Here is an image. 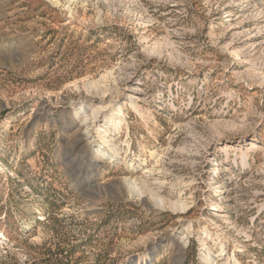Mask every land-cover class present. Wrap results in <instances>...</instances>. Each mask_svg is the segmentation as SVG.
I'll return each mask as SVG.
<instances>
[{"label":"rangeland","instance_id":"374dc122","mask_svg":"<svg viewBox=\"0 0 264 264\" xmlns=\"http://www.w3.org/2000/svg\"><path fill=\"white\" fill-rule=\"evenodd\" d=\"M0 264H264V0H0Z\"/></svg>","mask_w":264,"mask_h":264},{"label":"bare ground","instance_id":"6f19581e","mask_svg":"<svg viewBox=\"0 0 264 264\" xmlns=\"http://www.w3.org/2000/svg\"><path fill=\"white\" fill-rule=\"evenodd\" d=\"M110 107H111V104H108V105L107 104H102L99 108L100 109H108ZM115 112L116 113L112 114L111 116H109L107 118V124H109L111 126H114V127H117V128H121L122 123H123L122 119H121V116H122L121 109L119 108ZM102 141H103V144L107 143L105 138Z\"/></svg>","mask_w":264,"mask_h":264}]
</instances>
